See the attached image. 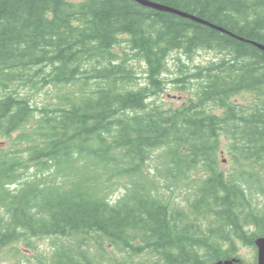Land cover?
I'll return each mask as SVG.
<instances>
[{"label": "trees", "instance_id": "trees-1", "mask_svg": "<svg viewBox=\"0 0 264 264\" xmlns=\"http://www.w3.org/2000/svg\"><path fill=\"white\" fill-rule=\"evenodd\" d=\"M144 1L209 25L138 0H0V254L53 239L38 264H246L235 243L264 236L251 199L264 181V0ZM202 50L219 58L174 61L171 82L193 95L159 104L171 53ZM161 186H186L185 207Z\"/></svg>", "mask_w": 264, "mask_h": 264}, {"label": "rangeland", "instance_id": "rangeland-1", "mask_svg": "<svg viewBox=\"0 0 264 264\" xmlns=\"http://www.w3.org/2000/svg\"><path fill=\"white\" fill-rule=\"evenodd\" d=\"M127 52L128 50L125 49ZM119 55H121V51L119 49H116ZM180 57L181 61L188 65H206L209 62L217 60L219 57L212 51H197L194 55H192L191 59L189 60L187 57L180 55L179 53L172 52L171 55L168 58V71H166L163 75L165 77V88L163 92L159 95V98L157 99V102L159 104H162L164 106H172V107H178L181 106L183 103L187 102L188 99L193 95L192 93V87H189L186 90H183L180 85L174 84L173 81L177 75H176V69L174 67V61H176V58ZM133 65H135L137 72H138V79L137 82L139 84L144 83V76H143V70H142V62L139 60H134L132 62ZM44 92L36 93L32 100L36 104H40L45 100ZM220 110H216L215 112H219ZM11 143L7 141V139H4V142H0V146L3 147H10ZM228 145L226 144V141L224 138H222V143L220 145V151L218 156V161L220 162V169L223 171H231L235 165L231 162V155L228 151ZM155 164L150 166L147 171H149L150 175H154L155 173ZM261 175V180H264V172L259 173ZM190 180L192 182H196L197 178L195 174L190 175ZM189 180V181H190ZM156 181L163 185V182L161 179H156ZM253 190H252V197L251 199L254 201L257 207L264 209V181H261L258 183V186L256 182L254 181ZM160 194L165 199L171 198V202L179 207H185V198L189 195V192L184 186L183 188H180L178 190H171L166 189L161 186L160 188ZM124 195V191L121 189H117L114 193L111 194L112 202H115L116 200L120 199ZM57 240L53 239H44V240H35L33 242L34 249L29 248L24 243L17 244L16 248L18 252L16 253H9L7 250H4L0 254V264H38V262L35 259H41L46 258L50 256L51 251L54 249L55 244ZM58 243V241H57ZM236 247L238 249L239 256L246 262V264H251L253 262V258L255 257V251L251 247H244L241 243L238 241L235 243ZM104 247L106 248L105 251H103V254L106 256H112L113 258H121L120 253H118L115 249H112L111 246L104 242ZM141 258V257H140ZM35 260V261H34ZM35 262V263H34Z\"/></svg>", "mask_w": 264, "mask_h": 264}, {"label": "water", "instance_id": "water-1", "mask_svg": "<svg viewBox=\"0 0 264 264\" xmlns=\"http://www.w3.org/2000/svg\"><path fill=\"white\" fill-rule=\"evenodd\" d=\"M138 2L141 3L143 6L150 7V8L156 9L158 11H165V12L174 13V14H177L179 16L192 19V20L197 21L199 23H203L205 25H209V24H207L205 22H201L200 20H198V19H196V18H194L192 16L180 13L178 11L172 10L170 8H167V7H163V6L154 4V3H149V2L144 1V0H138ZM260 48L263 49L262 47H260ZM255 245H256L257 251H258L257 264H264V237L257 239L255 241ZM218 264H232V262L226 261L224 263L220 262Z\"/></svg>", "mask_w": 264, "mask_h": 264}]
</instances>
